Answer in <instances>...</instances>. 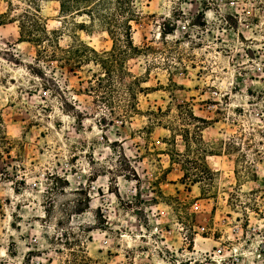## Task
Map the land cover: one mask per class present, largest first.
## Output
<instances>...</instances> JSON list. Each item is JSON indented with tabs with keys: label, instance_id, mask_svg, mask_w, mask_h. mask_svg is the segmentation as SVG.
<instances>
[{
	"label": "rangeland",
	"instance_id": "obj_1",
	"mask_svg": "<svg viewBox=\"0 0 264 264\" xmlns=\"http://www.w3.org/2000/svg\"><path fill=\"white\" fill-rule=\"evenodd\" d=\"M34 7L51 42L20 40ZM60 9L0 0V264H257L264 0Z\"/></svg>",
	"mask_w": 264,
	"mask_h": 264
},
{
	"label": "trees",
	"instance_id": "obj_2",
	"mask_svg": "<svg viewBox=\"0 0 264 264\" xmlns=\"http://www.w3.org/2000/svg\"><path fill=\"white\" fill-rule=\"evenodd\" d=\"M31 0H29L30 2ZM61 4L60 9V16L62 19L61 22H67L68 18L75 14H88L91 17V22H94V19L92 17L94 11H97V8L100 4H103L104 0H59ZM30 5V3H29ZM29 7H32L30 5ZM35 12L30 11L29 9H25L23 14L21 15L19 21H20V40L28 41V42H36L42 45V42H51V37L55 32H50L47 29L46 22L39 17L38 10L35 9ZM81 29H84L87 27V24L82 22L78 24ZM129 25V24H128ZM130 26V25H129ZM106 31L109 34H112L111 28H106ZM131 39V38H130ZM85 45V44H84ZM86 48L90 50L91 52L98 54L97 51L90 46L86 45ZM107 61L104 60L103 62V69H105L103 76H97L95 75L94 82H98V84H102L103 82H106L109 86L114 85V79H115V73L116 71H113L110 69V63L114 60H111L112 57L116 56V53H105ZM83 61V60H82ZM75 65H79V63H76ZM129 75H131L134 80L132 82H139L138 78L130 72H127ZM119 74V73H118ZM119 78L122 80L123 75H119ZM143 88V87H142Z\"/></svg>",
	"mask_w": 264,
	"mask_h": 264
},
{
	"label": "built area",
	"instance_id": "obj_3",
	"mask_svg": "<svg viewBox=\"0 0 264 264\" xmlns=\"http://www.w3.org/2000/svg\"><path fill=\"white\" fill-rule=\"evenodd\" d=\"M205 229H206L205 226L201 227V231H205ZM224 249H225V247L217 246L216 250L213 253V256L210 255V259H211L210 264H225L226 258L222 257V254L225 251ZM262 250H264V248H262ZM262 250L259 251L257 248L256 251H258V253L253 252L254 253V259L258 260L257 264H264V258H263Z\"/></svg>",
	"mask_w": 264,
	"mask_h": 264
}]
</instances>
